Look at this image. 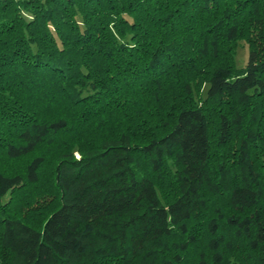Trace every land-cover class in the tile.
<instances>
[{"label":"trees","instance_id":"16d2710c","mask_svg":"<svg viewBox=\"0 0 264 264\" xmlns=\"http://www.w3.org/2000/svg\"><path fill=\"white\" fill-rule=\"evenodd\" d=\"M0 264H264V0H0Z\"/></svg>","mask_w":264,"mask_h":264},{"label":"rangeland","instance_id":"374dc122","mask_svg":"<svg viewBox=\"0 0 264 264\" xmlns=\"http://www.w3.org/2000/svg\"><path fill=\"white\" fill-rule=\"evenodd\" d=\"M247 45L244 41L240 42V46L238 48L237 58L244 59L247 55Z\"/></svg>","mask_w":264,"mask_h":264}]
</instances>
